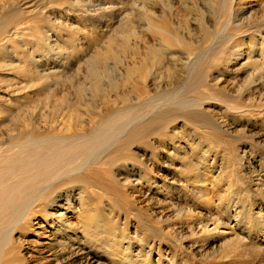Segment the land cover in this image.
I'll return each mask as SVG.
<instances>
[{
  "label": "rangeland",
  "instance_id": "obj_1",
  "mask_svg": "<svg viewBox=\"0 0 264 264\" xmlns=\"http://www.w3.org/2000/svg\"><path fill=\"white\" fill-rule=\"evenodd\" d=\"M210 2L213 5L207 0H174L173 10L163 9L159 5L157 16L166 17L163 21L167 20L165 24L169 25L168 28L174 32V35L181 37L184 33H190V37H187L193 41L197 54H200L205 46L209 47L211 41L215 46L226 40L237 41L244 50L247 49V44L251 40L256 45L264 41V0L261 3L248 4L239 9L236 7V12L241 9L235 13L237 18L231 16L224 19L219 14L221 0H210ZM142 5L114 3L109 7L113 13L102 18L94 17V15L91 17L81 16L77 14V7L34 4L22 0H0V13L3 14L0 16L3 20H7L5 21L4 27H7L5 30L16 35L11 40L8 36L6 39L3 37L4 40L1 43L0 153L7 150L16 151L18 149L16 146H20L19 143L28 141L30 135L34 136V134L40 139L50 137L70 139V137L83 134V132L92 134L100 127L105 118L136 103L137 95H134L133 84L124 83L127 73L125 67H127V63L131 62L130 55L125 54L123 58L121 56L123 55V46L134 44L133 33L135 31L138 32L139 37L143 38V41L147 40V26L141 19V16L143 18V14L146 12V7ZM161 9L165 11V15H161ZM66 11L69 13L67 14ZM63 12L69 17L65 18ZM14 16L15 18H12ZM203 17L206 18L204 21L207 25L205 24L206 27L202 29V26L199 25H201ZM48 40L49 45L44 42ZM150 44L152 45V43ZM146 46L143 42L140 52H135L137 62L147 59L148 46ZM108 52L110 54H106ZM181 52L182 50L177 52V57L175 56L174 59L182 60L181 62L184 64L186 57L182 55L184 52ZM245 62L246 59H243L234 66V70L242 68L235 73L224 74V72L218 71L219 69H214L207 74V79L211 82H209V86L212 89L202 95L199 100L207 102L208 105L204 110V114L207 116L200 114V118L197 117L198 120L190 121L177 116L174 119L176 122L167 123L160 130L151 133L152 135L148 137L152 140L146 137L138 141L140 143H134L128 155L129 159L125 162L110 161L109 152L107 155H105L106 152L102 156L100 154L99 159L102 165L93 167L98 172V188L94 186L93 190L88 189L84 194L86 196H79L78 185H64L67 181L65 175L55 179V182H60L57 185L51 183L53 188L59 187L56 192V204L51 206L52 208H48V212L54 218L55 215L65 214L64 218H69L70 223L78 222L81 217L94 214L92 210L95 207H92L91 203L95 202L98 205L97 214H101L97 224L98 231L89 235H84L79 231L77 238L75 234H72L70 239L65 238L63 231H60L50 239L41 238L45 242L52 239V250H47L43 256L29 253L31 257L27 258L24 264H85L84 260L87 257H83L87 254L93 260H97L96 264H216L222 256L218 251H221V248L228 249L226 253H229L227 256L233 264H264V240L256 239L254 234L259 230L264 232V223L259 222L260 217H264V204L260 199L252 201L251 224L239 228L238 233L228 234L225 238L214 243L210 240L206 244L199 242V236H193L198 233L197 225L216 216L214 213L216 209H210V212L205 209V203L201 204V209H195L197 197L193 192L188 191L195 188L196 184L200 187L202 182L209 184L211 180L217 178L215 181L219 184V191L225 195L223 190L226 185V173L232 170L239 177L242 175L246 177V174L255 172V178H263L264 181V143L257 137L260 131L246 127L245 123L249 111H251L250 113L264 111V91L261 92L262 95H259L258 91L254 92L257 83H251V78H247L250 77V72H247L249 68L246 67ZM165 66L174 71L172 77L166 78L165 67L161 73L153 68L150 74L152 82L149 83L150 87L147 90L149 95L144 93V96H148V99L145 100L146 104L153 105L151 113L155 111V115L169 110V108L164 110L157 108L158 103L163 101L159 100L163 98L164 94L166 96L165 90H169L171 87L183 88L186 82L185 72L188 69L180 67L178 64L174 67L170 59H167ZM256 66L258 69L264 67L262 63ZM121 80L119 89L113 92L110 88L111 84ZM241 81H244L243 83L247 86ZM99 85L102 90L100 89L101 92L98 93ZM157 85L164 87V92L158 90ZM194 103L186 105L184 108L186 111L184 109L183 111L188 115L197 113L199 108L194 107L192 105ZM168 105L171 106V109L176 108L175 103L168 101ZM59 121H62L63 124ZM69 123L71 125H67ZM55 134L57 137L54 136ZM149 139L150 141H148ZM205 154H208L206 159L209 160L208 165H204ZM186 158L194 164V171H187ZM111 165L116 167L111 169ZM176 166L185 170L182 172L185 175L176 173ZM198 168L200 169L198 170ZM81 173L79 174L83 176ZM182 176L189 178L192 183L196 181V184H192L189 188L181 186L179 181ZM61 179L63 180L60 181ZM245 180L248 185L251 184V180ZM134 185L135 187H133ZM139 186H142L144 194L149 196H147L146 202L136 204L133 198H140V196L133 192ZM92 191L94 192L92 193ZM67 196L74 200L71 202V208L65 205ZM121 199H124L123 202ZM233 200L234 205L238 207V212H242V209H250L248 205L244 206V202L237 196H234ZM234 205L230 208L231 210L235 209ZM199 211L202 213L197 215ZM227 211L228 206L223 205L222 217L228 215ZM192 213H194V217ZM238 219L241 221L243 215L241 214ZM191 228H193L192 231ZM170 231L173 233L171 234ZM45 233L49 234L50 231ZM236 239H240V243L241 241L243 243L245 241V243L240 245ZM63 242L64 244H61ZM237 242L240 247L236 245ZM204 245L209 254L202 252ZM64 248L67 249L66 253L61 252ZM78 248H82L79 257L75 255ZM47 257H51V262L40 261L41 258Z\"/></svg>",
  "mask_w": 264,
  "mask_h": 264
},
{
  "label": "bare ground",
  "instance_id": "obj_2",
  "mask_svg": "<svg viewBox=\"0 0 264 264\" xmlns=\"http://www.w3.org/2000/svg\"><path fill=\"white\" fill-rule=\"evenodd\" d=\"M22 1L27 2V3H34V4H48V5L52 4L54 6L58 5L60 7H63L64 5L65 6H71V7H77L78 8L77 14H80L81 16L91 17L94 15V17L97 16V17H102V18L106 17V15L109 13H113L111 8H109L111 4H114V3H118V4L135 3L136 5L143 4L142 6L146 7V12L143 14V18L141 16V19L143 22H145L148 32H147V40L144 38L145 39L144 41L142 40L143 38L139 37L138 32H136V31L134 33L132 32L134 34V40H133L134 44H131L132 46L128 44V46L122 47V49H123L122 52H123L124 56L122 55L121 58L125 57V54L130 55V61L131 62L127 63V67H125L127 69V73H126V76L124 78V81H125L124 83L133 84L132 88H133V91H135L134 95H137L136 103L132 104L133 106H131V107L127 106L124 110L121 109L123 111L116 112L112 116L105 118V120H103V123L100 125V127L97 130H95L94 132H92V134H84V132L82 131L83 134H76V135L70 137V139L69 138H67V139L66 138L65 139L64 138H57V139L55 138L54 139L51 137L47 138V139H40L39 137H35V134H34V136L30 135V137L28 135V137H29L28 141H24V142L19 143L20 146H16V147H18V149L16 151L15 150H13V151L7 150V151L0 153V264H24L25 261L27 260V258L31 257V254H29V253H35L37 255L43 256V254L47 250H52V243H51L52 239L49 240V242H45V241H42L41 238L50 239V237H52V236L55 237L56 234L60 231H63L64 236L67 239H70L72 237V234H75V237L77 238V236H78L77 232H79V231H81L84 235L96 233L98 231L97 230L98 229L97 224H98L99 218L101 217L100 216L101 214L100 215L97 214V212H98L97 206L98 205H96L97 203H95V202L91 203V206L95 207V209L92 210L93 211L92 213H94V214L87 216V217H83V218L81 217V219L78 222L75 221V222L70 223L68 221L69 218H64L65 214L55 215V218H54L52 216V214H50V212H48L47 209L52 208L54 206V204H56V194H57L56 192H57V189L59 188V187L53 188L51 183L53 182L54 184L56 183V185H57V183H60V182H57V181L55 182V179H57L61 175H65L67 177V181L64 183V185H66V186L68 184L78 185L79 190H80L79 196L80 195L83 196L84 194H86L88 189L93 190L94 186L96 188H98V184H97L98 172L94 168L97 167L98 165H102V162L100 163L101 160L99 159L100 154L102 156V154L106 152L105 155H107V153L109 152L108 158L110 161H112V162L115 161V163L116 162L118 163L121 161L125 162L129 159L128 155H129L134 143H136L142 139H145L149 135H152L151 133L160 130V128L165 126L167 123H170L172 121L176 122V120H174V119L177 116L182 117L183 119H185L187 121L197 119V117L200 118V114L201 115L204 114L205 107L208 104L205 101L200 102L199 100L201 99L202 95H204L205 93H207V91H210V89H212L209 86L210 81H208V79H207V74H209L210 70L219 69L218 71H222V72H224V74L235 73L238 70H242V68H240L238 70H234V68H235L234 66L238 65L243 59H246V62L244 64L246 65L247 68H249V70L247 72H250V77H247V78H251V83H257V85L255 86L254 92L258 91L260 93L259 95H262L261 92L264 91V67L261 69L259 67V69H258V66H256L259 63H262L264 66V41L260 42L258 45H256V43H254L251 40L247 44V49H245V50L241 48L242 47L241 44L237 41L226 40V41H222V42L218 43L216 46L214 45V42L211 41L210 46L206 44L209 47H206L204 45L205 46L204 50H202V52L200 54H197L195 47H194V44H193V41H191L190 38L187 37L190 35V33H188V34L184 33L181 37L174 35V32H172V30H169V28H168L169 25L167 26L165 24V23H167L166 22L167 20L165 22L163 21V20H165L166 17L163 18V16H161V17L157 16V13H159V12H157V8L159 7V5H161V8H163V9L164 8L165 9H172V7L174 5V0H22ZM207 1L210 4L212 2V1L210 2V0H207ZM259 2L261 3L262 0H221V4L219 6V14L223 17V19L227 18V17H231V16H236V18H237V15H235V13L239 12L241 9L236 12L235 11L236 7L239 9V8H243L244 6H246L248 4L259 3ZM216 4H217V1H216ZM193 5H194V3H193ZM211 5H213V4H211ZM1 12H3V11H1ZM164 12L165 11H163L161 9V15H165ZM63 13H64V17L66 18L67 15H65V12H63ZM66 13L68 14L69 11H66ZM207 14H208V12H207ZM0 15H3V14L0 13ZM16 15H19V14H16ZM138 16H139V14H138ZM68 17L69 16H67V18ZM12 18H15V16ZM167 18H168V14H167ZM204 19H206V18L203 17V19L201 20V23H200L201 25H199V26H202V29L204 27H206V25H207L205 23L206 21H204ZM5 21H7V20L6 19L3 20V18H1V16H0V51L2 50V44L1 43H2V40H4V39H2L3 37L5 39L10 37L9 38L10 40L12 38H14V36L16 37V35L13 32L5 30L7 28V27H4ZM135 21H133V22H135ZM225 21H226V19H225ZM208 24H210V23H208ZM216 26H218V25H216ZM244 26H246V25H244ZM140 29H141V26H140ZM206 30H207V28H206ZM131 31H133V30H131ZM260 33H261V31H260ZM260 33H258V34H260ZM34 35H36V34H34ZM44 42H46V44L49 45V40L44 41ZM143 42H144V44H146L148 46V57L145 61L139 60V62H137L135 52H140V46ZM150 43H152V45ZM41 44H43V43H41ZM179 49L182 50V52H184L182 55H184L186 57V63H184V64L181 62L182 60L179 61V60H177V58L174 59V57L177 55V52H180ZM207 49H209L210 51ZM106 54H110V53L108 52ZM167 59L171 60L174 67H176L178 64L180 67H185L186 69H188L187 72H185L186 73L185 74L186 75V82L184 83L183 88H180V89L179 88L175 89L174 87H171V89L165 90L164 87L157 85L158 90H161V92H164V90H165V93H166V96L164 94V96H162L163 98H161L159 100V101H162V100L163 101L158 103L157 108L162 109V110L169 108V110L163 111L162 114H159L157 112L158 114L155 115L154 114L155 111L153 113H151V111H152L151 108L153 107V105L149 106L148 104H146L147 101H145V100H146V98L148 99V96H144V93L146 92V94L149 95L147 90L150 87L149 83L152 82V81H150V74H151V70L153 68H156L159 71V73H161L165 67L164 72H165V75H167L166 78L172 77L174 71L165 66ZM120 60H119V63H120ZM239 73H241V72H239ZM121 83H122V80L117 81V82L115 81L113 84H111L112 86H110V88L113 90V92H116L119 89V86L121 85ZM243 84L245 85V83H243ZM245 86H247V85H245ZM100 87L101 86L99 85L98 93L101 92V90H102ZM95 92H97V90H95ZM242 92H243V90H242ZM185 95H187L188 97L187 96L185 97ZM192 100H193V102H195L192 105H194V107H196V108H199V110H197L198 111L197 113L188 115L186 112L183 111V109L186 107V105L193 103V102H191ZM168 101L173 103V104L175 103L176 108L174 107V109H171V106L168 105ZM89 103H90V101H89ZM221 105H223V104H221ZM102 106H103V104H102ZM227 106H229V105H227ZM189 109H190V107H189ZM232 112H233V110H232ZM250 112L251 111H249V114L246 117V122H245L246 127H252L254 130H258V132L260 131L257 134V137H259L258 139L264 143V140H263L264 139V132H262L264 130V111L262 110V111H254L252 113H250ZM204 115H206V114H204ZM76 117H78V116H76ZM222 120H223V118H222ZM211 121H213V120H211ZM59 123H62V121L61 122L59 121ZM27 124L29 125L28 122H27ZM56 124H58V123H56ZM192 124H193V122H192ZM34 125H36V124H34ZM67 125H71V124L69 123ZM29 129H30V126H29ZM35 129H37V128H35ZM62 129H64V128H62ZM212 129H213V127H212ZM22 130L25 131L24 129H22ZM69 131H71V130H69ZM31 134L33 135V133H31ZM49 134H50V130H49ZM52 134H54V133H52ZM52 134H51V136H52ZM156 135H157V133H156ZM54 136L57 137L56 134ZM217 137H219V136H217ZM148 138H150V137H148ZM225 138H227V137H225ZM150 139L152 140V138H150ZM150 139L148 141H150ZM142 142H144V141H142ZM138 143H140V142H138ZM198 144H200V143H198ZM192 145H193V143H192ZM189 147H190V145H189ZM182 149H184V148H182ZM164 153H166V152H164ZM167 153H169V151H167ZM188 155H189V153H188ZM205 155L206 156L204 159V161H205L204 165H208L207 163H209V160H206L208 154H205ZM185 160H187V158ZM223 160H224V158H223ZM131 161H132V159H131ZM115 163H113V164H115ZM183 163L185 164V161ZM185 165L187 166L186 169L189 172L192 171L193 169H195L194 164H192L191 160H187ZM90 167H92V168L90 169ZM114 167H116V166H112L111 169H113ZM199 169L200 168H198V170ZM175 171H176V173H182L185 170H183L182 168H178L176 166ZM232 171L229 173H226L227 175L225 177L226 178L225 190L222 189L224 191L225 195H222L221 194L222 191H219V188H218L219 184H217V182H216L217 178L215 179L216 181L211 180V182H209V184L202 182V185L204 183L205 184L203 186L199 185L200 187H198L196 184V181H193V183H192V182H190L189 178L184 177V176L180 177L181 179H180L179 183L181 186H183L185 188H189V186H191L192 184H196L195 188L188 190V191L193 192L197 197V202L194 205L195 209H201L200 206L202 203L206 204L205 209H207L209 211H210V209H216V211H214L216 216L210 218L209 221H205L204 223H200L199 225H197V228L199 227L198 233L195 234L193 237H195L196 235L199 236V238H200L199 242L200 243H206L207 244L210 240L214 243V242L220 240L221 238H225V236L228 234L230 235V234L236 233L237 230L241 227H243V228L247 227V225L251 224V217L253 215L251 212V210H252L251 204H253L252 201L254 199L255 200L260 199L261 203L264 204V181L262 180L263 178H260V179H259V177L255 178V176H254L255 172H250L249 175L246 174V177H244L243 175L239 177V175L236 176V174L233 173ZM79 173L83 174V176L80 175ZM183 175H185V174H183ZM74 176H75V178H74ZM188 177H190V176H188ZM63 179H61L60 181H62ZM245 179L251 180V184L248 185V183ZM109 185H111V184H109ZM133 187H135V185ZM134 191L135 192H133V193L139 194V196L141 198V199L139 197L133 198V201L136 204L145 201L147 199V196H149V195L144 194L145 191L143 190L142 186L135 188ZM93 192L94 191H92V193ZM252 193H254V194H252ZM84 196H86V195H84ZM99 196H100V194H99ZM128 196H130V195H128ZM234 196H237L239 198V200H242L244 202V206L248 205L250 209H248V210L242 209L243 210V211L241 210L242 212H238V207H236V205H234L235 204V202L233 200ZM123 200H122V202H123ZM72 201H74V200H71V197L67 196L65 198L66 207L71 208V206H72L71 202ZM78 201H82V200H78ZM147 204H149V203H147ZM223 205L226 207L228 206V211H227L228 215L224 216V217H222ZM233 205H234L235 209L231 210L230 208ZM111 207H112V205H111ZM189 212L191 213L192 211H189ZM79 213H81V212H79ZM200 213H202V212L199 211V213H197V215ZM193 214L194 213H192V216H193ZM241 214L243 215V219L240 221L238 218ZM187 216H188V213H187ZM241 218H242V216H241ZM188 221H190V220L188 219ZM259 222H261V224L264 223V217H260ZM187 227H189V226L187 225ZM173 229L175 230V228H173ZM192 229L193 228H191V231H192ZM48 230L50 231V233L46 234L45 232H47ZM242 232H244V231H242ZM119 233H121V232H119ZM170 233H171V231H170ZM173 234H175V231ZM254 234H255L256 239L264 240V232L262 233V230L261 231L260 230L255 231ZM196 238H198V237H196ZM199 238H198V240H199ZM240 239H241V237H240ZM240 239L239 240L236 239V240H238V242H239ZM90 240H92V239H90ZM238 242L236 243V245H238V246H239V244L242 245L241 243H243L241 241V243L239 242V244H238ZM197 243H198V241H197ZM244 243H245V241H244ZM61 244H64V242ZM205 245L202 248V252L205 254H207V253L209 254L208 250L205 249V247H206ZM106 249H108L107 246H106ZM116 249H118V248H116ZM225 249L221 248V251L218 250L222 256L218 262L216 261L217 262L216 264H233V262H231V260H229L230 258H228V256H227V254H229V253H226L228 249L227 250H225ZM65 251H67V249L64 248V249H62L61 252L64 253ZM81 251H82V248H78V251L75 253V255H78L77 257H79L81 255L79 252H81ZM52 254H54V253H52ZM77 257H75V258H77ZM114 257H115V255H114ZM235 257L238 258L237 256H235ZM50 258L51 257L41 258L40 261L46 260V262H51ZM71 258H72V256H71ZM83 258H86V260H84L85 264H96V262H97V260H93V258H91L88 254H87V256L84 255ZM248 258H249V256H248Z\"/></svg>",
  "mask_w": 264,
  "mask_h": 264
}]
</instances>
